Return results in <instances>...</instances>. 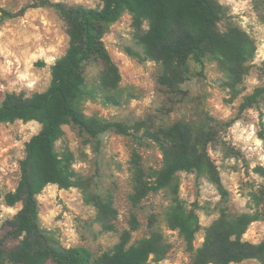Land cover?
<instances>
[{"label":"rangeland","instance_id":"374dc122","mask_svg":"<svg viewBox=\"0 0 264 264\" xmlns=\"http://www.w3.org/2000/svg\"><path fill=\"white\" fill-rule=\"evenodd\" d=\"M65 5L100 8L103 0H50ZM38 0H0V7L15 13ZM219 10L217 28L224 32L238 28L252 41L253 57L234 63L236 77L224 70L213 58L201 64L191 63V76L182 86L183 94L168 96L161 91L157 78L159 64L140 62L126 49L141 53L133 36L131 15L125 12L110 25L102 41L121 75L117 95L120 104L84 103V114L101 121L118 122L130 135L108 131L97 138L80 135L72 126H64V139L56 144L59 150L71 151L73 169L89 178V192L104 201H111L117 212L114 230L104 231L97 220V210L85 201L79 188L60 189L47 185L37 196L38 221L52 233L61 246L85 247L94 257L119 242L120 234L130 231V243L155 236L166 249L163 259L148 264H192L177 230H172L166 215L171 206L169 189L148 194L138 205H132L133 161L153 178L162 167L160 150L148 140L133 136V125L146 120L154 127L176 121L203 123L206 117L216 122H230L208 147V155L216 165L227 198L195 173L179 172L173 185L187 209L198 216L201 230L195 235L193 247L198 248L205 229L221 210L229 215L250 212L252 195L264 188V96L250 106L243 104L254 91L264 85V0H215ZM145 28V25H144ZM68 47L66 26L60 13L52 7L37 5L21 16L0 19V103L8 93L31 96L45 91L51 81V66ZM100 65L87 70L89 80L96 81ZM36 121H15L0 124V238L9 247L17 243L7 238L6 221L21 209V204L8 206L4 196L15 189L19 180V162L25 143L40 130ZM152 181V180H148ZM264 238V221H254L242 239L257 244ZM231 264H258L245 260Z\"/></svg>","mask_w":264,"mask_h":264},{"label":"trees","instance_id":"16d2710c","mask_svg":"<svg viewBox=\"0 0 264 264\" xmlns=\"http://www.w3.org/2000/svg\"><path fill=\"white\" fill-rule=\"evenodd\" d=\"M15 13L0 7V19L21 16L37 5L55 8L62 16L68 47L51 66L48 88L31 96L8 93L0 103V124L15 121H36L39 132L24 146L19 162V180L15 189L4 196L8 206L21 204V209L6 221L7 238L17 243L11 247L0 238V264H148L163 259L166 249L155 236L130 243V231L120 234L119 242L99 256L85 247L65 248L38 221L37 196L47 185L60 189L79 188L85 201L97 210V220L104 231L114 230L117 212L111 201H104L89 192V178L73 169L74 158L67 146L59 150L64 139V126H72L80 135L97 138L108 131L130 135L128 128L118 122H105L84 114V103L100 102L117 106L121 75L102 41L110 25L125 13L132 18L133 36L141 53L126 49L140 62L153 61L160 66L157 82L168 95L183 94L181 86L191 76V63L215 59L230 78L236 77L234 63L253 57L255 48L248 36L238 28L221 32L217 28L219 10L215 0H103L100 8L65 5L50 0H38ZM145 25V28H144ZM100 65L96 81L88 79L90 66ZM264 75V69H263ZM264 96V85L257 88L243 104L250 106ZM230 122L220 123L206 117L203 123L176 121L154 127L143 120L133 125V136L148 140L161 152L162 167L153 178L133 161L132 205H138L148 194L169 189L171 206L166 222L183 238L192 253V264H231L256 260L264 264V238L257 244L242 239L247 227L254 221H264V188L252 195L250 212L220 216L205 229L204 240L193 247L195 235L201 230L198 216L180 200L174 177L179 172L195 173L206 178L222 199L227 192L218 169L208 155V147L215 143L220 132ZM152 180V181H148Z\"/></svg>","mask_w":264,"mask_h":264}]
</instances>
